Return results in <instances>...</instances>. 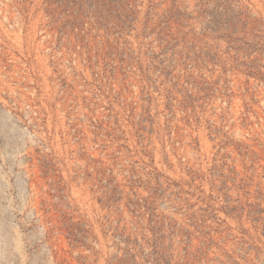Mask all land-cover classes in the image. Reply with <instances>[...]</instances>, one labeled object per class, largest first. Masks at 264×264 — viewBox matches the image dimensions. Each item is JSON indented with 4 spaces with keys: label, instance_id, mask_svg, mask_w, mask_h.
<instances>
[{
    "label": "rangeland",
    "instance_id": "374dc122",
    "mask_svg": "<svg viewBox=\"0 0 264 264\" xmlns=\"http://www.w3.org/2000/svg\"><path fill=\"white\" fill-rule=\"evenodd\" d=\"M0 264H264V0H0Z\"/></svg>",
    "mask_w": 264,
    "mask_h": 264
}]
</instances>
